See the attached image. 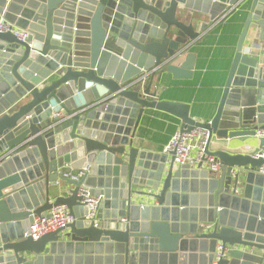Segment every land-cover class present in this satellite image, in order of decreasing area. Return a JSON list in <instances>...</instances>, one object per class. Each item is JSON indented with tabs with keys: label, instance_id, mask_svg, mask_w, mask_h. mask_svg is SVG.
Returning a JSON list of instances; mask_svg holds the SVG:
<instances>
[{
	"label": "water",
	"instance_id": "95a60500",
	"mask_svg": "<svg viewBox=\"0 0 264 264\" xmlns=\"http://www.w3.org/2000/svg\"><path fill=\"white\" fill-rule=\"evenodd\" d=\"M244 1L0 0L4 20L30 34L0 33V264H264V159L254 157L264 151L255 137L264 131V0H248L211 120L144 85L156 68L190 80L193 26L203 16V33ZM145 110L206 135L194 166L133 146ZM250 138L259 142L252 152L210 150ZM58 182L71 190L51 200ZM81 187L103 197L93 218ZM57 206L75 221L37 241L25 236L32 214Z\"/></svg>",
	"mask_w": 264,
	"mask_h": 264
},
{
	"label": "crops",
	"instance_id": "0c3cea01",
	"mask_svg": "<svg viewBox=\"0 0 264 264\" xmlns=\"http://www.w3.org/2000/svg\"><path fill=\"white\" fill-rule=\"evenodd\" d=\"M249 7L250 1L246 0L235 9L228 8L226 12H229V15L225 16V12L216 22L210 23L208 29L203 33L199 32L200 23L203 22V16H201L200 21L193 26L194 37L188 40L190 47L184 54H191L195 57L190 80L174 79L164 68H156L148 76L144 85L151 83V89L156 92L159 100L188 105L189 116L192 119L200 122L211 120L216 113L222 88L236 52L237 41L248 16ZM176 16L183 24L187 26L191 24L188 16L177 15V13ZM183 56L181 60H183ZM26 101L28 100L22 99L20 103H26ZM56 116L63 119L64 113L61 111ZM180 127V120L169 114L156 110H145L134 133L133 146L148 152L164 153V148L171 137L180 131ZM258 146L259 142L255 138H250L244 142L236 140L212 141L210 150L219 149L231 154L248 153L256 150ZM193 156L195 153H192ZM69 190L71 187L67 184L58 182L56 186L49 188V197L54 200L56 196L62 194L68 196ZM183 237L193 238L191 235ZM86 252L94 253V250L91 248L90 251L87 249ZM195 254L199 256L198 248L195 249ZM194 260H190L188 264H199V258Z\"/></svg>",
	"mask_w": 264,
	"mask_h": 264
},
{
	"label": "built area",
	"instance_id": "2783aa9c",
	"mask_svg": "<svg viewBox=\"0 0 264 264\" xmlns=\"http://www.w3.org/2000/svg\"><path fill=\"white\" fill-rule=\"evenodd\" d=\"M227 15H229V12L225 13V16ZM0 33H11L21 41L26 40L30 35L27 31L19 30L7 23L2 15H0ZM154 71L149 74H152ZM255 137H264V131H257ZM205 142L206 135L197 130L189 133H182L179 131L171 137L163 152L174 153V164L176 166L185 164L195 165L203 155ZM192 153H195V156L192 157ZM254 157L264 159V151L255 152ZM208 161L213 162V159L208 158ZM212 170L218 171L219 165H213ZM83 172L78 173L75 177L69 174L68 178L79 180L82 178ZM258 173L264 176V165L258 169ZM78 196L81 197V203L84 205V208L87 209V218H93L97 208L103 201V197L93 195L90 189L84 187L79 189ZM31 217L32 222L25 236L29 237L32 241H37L45 235L62 230L75 221V217L65 206L53 207L40 215L32 214ZM220 249L219 247L218 250L220 251Z\"/></svg>",
	"mask_w": 264,
	"mask_h": 264
}]
</instances>
